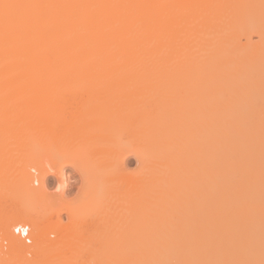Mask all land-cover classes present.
<instances>
[{"label": "bare ground", "instance_id": "obj_1", "mask_svg": "<svg viewBox=\"0 0 264 264\" xmlns=\"http://www.w3.org/2000/svg\"><path fill=\"white\" fill-rule=\"evenodd\" d=\"M261 6L255 5L264 10ZM241 8L238 0H0V22L7 27L0 37L8 42L22 37L24 44L32 40L37 49L26 51L28 62L45 57L47 70L51 67L54 76L58 70L66 86L83 79L108 88L85 96L73 109L70 102L76 92L64 94L71 96L64 106L69 105V111L63 110L62 151L66 164L75 167L86 149L83 140L96 138L105 146V164H123L128 155L139 160L138 170L118 177L117 213L128 249L147 254L139 264H264V83L257 88L259 102L247 98L232 121L233 130L226 133V111L219 102L226 77L216 78L212 70L219 59L231 62V67L238 64L250 44L251 50L264 53V20L247 21L243 15L248 12L250 17L251 8ZM251 32L260 37L256 44L249 41ZM243 35L248 44L240 42ZM20 49L24 55L27 49ZM17 52L12 54L15 59ZM4 61L0 214L7 213L13 225L28 222L38 227L40 211L63 186L46 183L47 176L59 174L53 171L54 153L43 137L48 124L24 121L50 115L55 94L44 86L33 93L30 87L25 90L29 85L23 88L30 62L23 61L21 72H15ZM239 67L229 71L235 74ZM11 84H18L13 91ZM76 135L85 148L81 139L75 147ZM27 165L41 171L39 187L30 184ZM7 198H12L10 208ZM78 206L65 209L71 222L57 228V241L48 245L43 234H33L32 259L23 264L53 263L63 242L70 251L85 250L90 242L79 229L82 224L78 220V229L74 226L82 216ZM7 208L14 212L9 215ZM7 217L1 216L0 224L9 222Z\"/></svg>", "mask_w": 264, "mask_h": 264}, {"label": "rangeland", "instance_id": "obj_2", "mask_svg": "<svg viewBox=\"0 0 264 264\" xmlns=\"http://www.w3.org/2000/svg\"><path fill=\"white\" fill-rule=\"evenodd\" d=\"M163 1L172 4V3L177 2L178 0H175V1L174 0H170V1L163 0ZM194 1H197V0H194ZM238 3H239L240 8L241 7L242 8L247 7V9L245 8V10H249L248 6H250V8H251V6H253L255 8L254 10H252L253 9V7H252L249 10L250 11V17H248V15H249L248 12H247V15H245L242 12L244 14L243 15L244 17L247 16L246 17L247 21H250V20L256 21L258 17H259L258 19L261 18L262 21L264 20V10L258 9V8H260L259 5L261 6V4H263V6H264V0L263 1L262 0L261 1H258V0L257 1L256 0H238ZM255 5L256 6L258 5V8L255 7ZM261 8H262V6H261ZM251 14H252V18H251ZM254 15H255V17H253ZM0 23H1L0 31L5 29L4 33L7 34V32H6L7 27H5V24H4V26L2 24L4 22H0ZM6 25H8V23ZM240 34H241V32H240ZM0 35H1V33H0ZM249 35H251L249 37L250 40L248 38L247 41L249 40L252 43L256 44V42L260 38V37H258V34L251 32V34L249 33ZM2 36L1 37L3 39L0 42V60L1 61L5 60L4 62L5 63L7 62V64H10L14 68L15 72H17V71L21 72L22 69L19 68L20 67L19 64H22L23 61H24V64L30 62V65H32L28 68V69L31 68L30 71L27 69V72H29L28 73L29 75L25 79L31 80L32 82H34V83L31 82L34 85L36 83L35 81H37V83L35 85L36 89H34L31 86V83H28L29 82L28 80L25 81V79L23 80V83L25 84L23 86V88L26 87V85H29L25 88V90H28L27 88L30 87L29 91L32 93L34 91L36 92V90L40 89L41 86H42L41 89H44V87H45L47 90H49V88H50L49 92L51 93V89H52V91H54V92H52L53 95L52 94L51 95L54 96V94H55L54 97L56 98V100H54L55 99L54 97L52 98L53 104H50L51 108H49L50 109L49 110L50 115L47 114L44 117L39 115V116H36V118L34 116H32V117H28L27 120L24 121L25 123H28V122L40 123L39 121H44L46 124H48L49 127L47 128V130H44L46 132L43 133V137L46 140L45 143L50 145V147L52 149V153H54V166L52 165L54 168L53 171L54 170H55V172L58 171L60 175L57 173V175H59V176L56 175L57 177L51 176V175L47 176L46 177V183H47L48 187L51 186V188L54 187V185L57 183H62V186H63V190L61 189L60 191L58 190L57 193L55 191L54 193L51 194L52 198H51V200H49V204L46 207H44L42 211H40L38 227H34V225L32 227L31 223H29L33 229V234L35 236L43 234V238H44V241L46 242V244L57 241L59 239V236H60L58 234L57 228H61L62 226L64 227V225L66 226V225L70 224V222H71L70 217L65 213V209H67V208L73 206V204H75V206L79 205L78 206L80 208L79 215L82 214V216H80V217L78 216V219L76 220L77 221L76 224L78 223V225L74 224V226H76V229H78L77 226L79 227L82 224V226H80L79 229H81V227H82L83 237H85L86 240H88L90 242V243L87 242L89 244L85 245V248H84L85 252L84 251L82 252V250H81V253L80 252L76 253L74 250L70 251L71 249H69L70 248V247H68L69 245L66 244L67 245V247H66V245L63 242L62 244H60V248H59L60 249L59 250L60 257L56 258L53 261V263H51V264H73V263L74 264H139L140 262H143L144 259L147 258L146 252H144V251L141 252L139 250L136 252H133V251L131 252L128 249V245H126L127 242L125 241L123 232H122V230L120 231V229H122L121 225H119L120 222L118 220L120 217L117 216V215H119L117 213L120 211V202H121V192H120L121 189H120L119 184H118V177L122 172H128V171L134 172V171L138 170L140 167L139 166L140 162H138L139 160L136 159L133 155H128V156L124 157L123 164H105L104 152H103L105 149V146H104V144L100 143V139L94 138L91 140H85V139L83 140L81 137H80L81 142L83 144V141H84V144H85L86 149L88 151L85 149L86 152L85 151L82 152L80 164L78 163L75 167L71 166L70 164L67 165L66 160L63 156L64 151H62V150L66 148V140H64L66 138V135L64 133L65 131L63 130V129H65L63 126L64 125V119L63 118L65 116L63 117V112L65 111L64 109L69 111V109H67V107L68 108L70 107L69 105H66V108L64 107L66 102L69 103V100H70V98H66L69 95L65 96L64 94L69 92V90H71V91L73 90V92H70V93L71 94L74 93V95H75V92H76V94L78 95V96L75 95L77 97L76 100H75L76 97L74 96L75 98H73V96H72V101L74 99L73 102L77 103V100H78L79 104L75 103L76 104L75 105L71 101L70 102L72 105L70 107V109H71L73 107V105L75 108L76 107L78 108V106L81 103H83L84 100H86L87 95L92 94V93L93 94L98 93L100 90L101 91L103 89L105 90V88L107 90L108 88L103 87L102 85H100L98 83L94 84V82L92 83V82H89L88 80L86 82V80H83V79H80V80L78 79L79 81L78 80L77 81L76 80L69 81L70 83L67 82V84H70V85L66 86V83H64V82H63L64 84L61 83V80L59 79V76H58L59 75L58 70H56L57 74L55 71L56 76H54V71L51 67L49 68V70H47L49 62L45 57L44 58L43 57H37V59H36V57H33L35 59L32 58L31 61L28 62V60H30V59L28 58V56H26V51L29 53V50L35 51L37 49L36 46H34V44L32 43L33 41L31 39H30L31 42H28L29 44H24L27 40L23 39L22 37L20 39L19 38L17 39V37H19V36H17L15 38L17 40H12L14 37L11 38V36L8 34L7 37L10 36V38H11L8 42V40H4L5 36L4 35H2ZM7 37H6V39H7ZM244 37L245 36L243 35V36H240V38H239L240 42L243 44L246 41V39ZM21 39H22V43H19L21 41ZM27 39L29 40V38H27ZM23 40H25V42ZM13 42H15V44ZM30 43H32V44H30ZM247 44H248V42H247ZM259 44H260V42H259ZM32 45H33V48L32 47L28 48ZM250 45L252 48V44H250ZM250 45H249V47H250ZM26 46H28V47L26 48ZM210 46L211 45H208V48ZM246 47L244 48L245 50H242V52H241V56H242L243 51H244V54L246 52V54L245 55L243 54L244 56H242V58L244 57L243 60L240 61L241 63L238 62V64L241 67H239V70L236 71L235 74H234L235 71H229L230 68L232 69V67L234 68L236 65L239 66L238 64L234 63L235 61L233 62V64H235V66L232 65V67H231V65H230L231 62L229 63V61L226 62L224 60L219 59L218 62L214 64L213 69H212L214 77H216V78L220 77L221 79L226 77L225 80L222 82V86H221L222 88L220 89V95H219V98L222 97L219 102L223 103L224 112L226 111V113H225L226 116L223 117L225 119V120H223L224 121L223 126H224V130L226 133H231V131L233 130L232 121L235 120L239 116L240 110L243 107L244 101L247 98H250V99L253 97L255 98V96L257 94V88L262 83H264V53H261L260 49H259V51L256 50V48L255 49L253 48V50H251V48H250V50H249V48H247L248 50H246ZM20 48H22L24 50L27 49L24 52L26 60L24 59L25 58L24 55H22L23 50L21 51ZM16 51H18L17 52L18 56H19V51H20V57L17 56L18 58L16 57V59H15L14 58L15 56L13 57L12 54H14V52H16ZM199 52L201 53L203 51L200 50ZM262 52H264V50H262ZM235 56H236V53H235ZM14 60H16V61H14ZM1 61H0V66H1ZM33 62H34V64H33ZM22 65H21V68H22ZM1 69L2 68H0V70ZM50 70H52L53 72ZM49 71H50V73H49ZM51 73L53 74V76H51L52 75ZM34 74H35L34 77L36 78V80L33 78ZM49 76H50V78H48ZM37 77L40 78V80H42V81H40ZM52 77H54V78L52 79ZM55 77L56 78L58 77V80L55 79ZM33 79L35 81H33ZM25 82H27V83H25ZM38 82L41 85H39ZM21 83H20V85H23V83L22 84ZM43 83H44V85H43ZM72 83H74V85H72ZM60 84L61 85L63 84L64 87H63V85L61 86ZM17 85L18 84H11V86H8V88L9 89L11 87L14 88V86H15V89H16ZM48 85H50V86H48ZM31 87H32V90H31ZM101 87L103 89H101ZM12 88H11V91L14 90ZM63 88L65 89L63 91L64 93L61 92ZM9 89H7V90H9ZM19 89H21V88L19 87ZM21 90H23V89H21ZM81 93H83L82 96L79 95ZM71 94H70V96H71ZM62 96H64L66 98V100L64 99V97L62 98ZM85 96H86V98H85ZM59 97H60V99H59ZM79 97H80V99H79ZM82 98L84 99L83 101H82ZM256 98H255L256 101L259 102L258 95ZM67 99H68V101H67ZM59 100H60V102H59ZM80 100H81V102H79ZM54 101H55V103H54ZM64 101H65V103H62ZM52 105H53V107H52ZM51 110H52V112H51ZM67 111L64 113V115L67 113ZM45 117H46V120H45ZM261 117H262V122L264 124V113H261ZM35 120H37V121H35ZM45 123H42V124H45ZM77 137H79V136L78 135L75 136L77 143L74 141L76 145L79 143V140H80ZM84 144H83V146H84ZM79 145H80V147H82L81 143ZM85 146H84V148H85ZM75 147H79V146L77 145ZM84 148H83V150H84ZM29 167L30 166L27 165V168L25 170L26 175L29 176L30 184L33 187H35L32 183L33 175L29 171V169H28ZM40 175H41V171H39V176ZM60 188H62V187H60ZM11 199L10 198L6 199V200H8V203H6V205L10 204L9 200H11ZM12 205L13 204H10L9 208L12 207ZM0 208H1V206H0ZM9 208H7V209H9ZM12 211H13L12 209H9V211H8V213L10 212L9 215L12 214ZM87 211H88V213H87ZM89 212H91V213L89 214ZM86 213H87V216H86ZM93 214H95V215H93ZM7 215H8L7 213H6V215L0 214V217L2 216V218H6ZM83 216H85V220H83L84 219ZM91 216H92V218H91ZM81 217L83 219H81ZM88 217H89V219H88ZM8 218L10 221L9 222H7L6 220H4L6 222L2 221V223L0 224V227L4 230V234L6 236L8 235L9 237H11V235H10L11 231L10 230H11V226H13V224H11L12 218L7 217V219ZM78 220L80 221V225H79ZM117 221L119 224H117ZM26 223H28V222H26ZM115 223L117 225H119L120 227L116 226ZM63 227H62V229H63ZM39 228H40V230H39ZM117 229H119V230L116 231ZM99 233L102 235V237ZM121 234L123 235V237ZM34 235H33V238H34ZM105 235H107L106 240H105ZM101 238L102 239L104 238V240H101ZM74 253L76 254V256ZM79 253H80V255L78 256ZM72 257H73V260H72ZM30 259H32V257Z\"/></svg>", "mask_w": 264, "mask_h": 264}, {"label": "built area", "instance_id": "obj_3", "mask_svg": "<svg viewBox=\"0 0 264 264\" xmlns=\"http://www.w3.org/2000/svg\"><path fill=\"white\" fill-rule=\"evenodd\" d=\"M10 231L13 238L7 237L0 228V264H23L33 255V229L24 222L14 224Z\"/></svg>", "mask_w": 264, "mask_h": 264}, {"label": "clouds", "instance_id": "obj_4", "mask_svg": "<svg viewBox=\"0 0 264 264\" xmlns=\"http://www.w3.org/2000/svg\"><path fill=\"white\" fill-rule=\"evenodd\" d=\"M45 167L51 168V164L49 162H46L45 163ZM29 171L32 173V175L34 177V179H33V185L35 187H39L40 180H39V171H38V169L35 166H33V167H30L29 168ZM58 189H59V186H58Z\"/></svg>", "mask_w": 264, "mask_h": 264}]
</instances>
